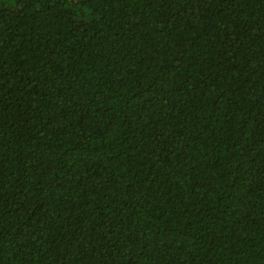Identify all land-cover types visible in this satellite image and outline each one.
I'll use <instances>...</instances> for the list:
<instances>
[{
    "label": "trees",
    "instance_id": "1",
    "mask_svg": "<svg viewBox=\"0 0 264 264\" xmlns=\"http://www.w3.org/2000/svg\"><path fill=\"white\" fill-rule=\"evenodd\" d=\"M0 264H264V0H0Z\"/></svg>",
    "mask_w": 264,
    "mask_h": 264
}]
</instances>
